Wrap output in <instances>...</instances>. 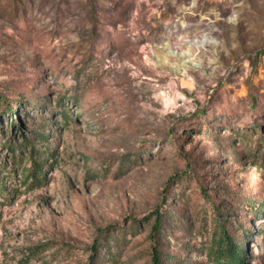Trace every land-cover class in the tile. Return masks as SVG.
Masks as SVG:
<instances>
[{
  "label": "rangeland",
  "instance_id": "rangeland-1",
  "mask_svg": "<svg viewBox=\"0 0 264 264\" xmlns=\"http://www.w3.org/2000/svg\"><path fill=\"white\" fill-rule=\"evenodd\" d=\"M224 234L264 264V0H0V264Z\"/></svg>",
  "mask_w": 264,
  "mask_h": 264
},
{
  "label": "trees",
  "instance_id": "trees-1",
  "mask_svg": "<svg viewBox=\"0 0 264 264\" xmlns=\"http://www.w3.org/2000/svg\"><path fill=\"white\" fill-rule=\"evenodd\" d=\"M64 117V114H62ZM162 216L158 212L156 214L155 222L152 229L151 238L153 242H158L157 234L162 223ZM215 264H246V251L243 246L235 242L230 236L224 234L223 237L219 238L216 248L213 251ZM163 254L153 244L151 248V263L152 264H163Z\"/></svg>",
  "mask_w": 264,
  "mask_h": 264
}]
</instances>
